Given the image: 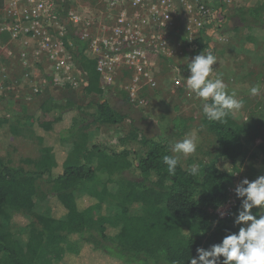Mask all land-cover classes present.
Instances as JSON below:
<instances>
[{
    "label": "trees",
    "instance_id": "16d2710c",
    "mask_svg": "<svg viewBox=\"0 0 264 264\" xmlns=\"http://www.w3.org/2000/svg\"><path fill=\"white\" fill-rule=\"evenodd\" d=\"M231 21L233 26L235 21L240 23L234 30L258 32L264 39V17L259 9L237 8ZM201 34L192 43L196 51L204 52L207 44ZM181 38L188 42L186 36ZM87 47L82 41L74 45L82 83L76 91L64 88L71 94L65 102L57 95L50 96L51 105L46 108V98L39 103L0 93V113L13 112L7 122L32 127L40 153L38 158L22 159L18 164L0 159V218L11 210L33 213L39 196L51 210L49 217L36 215L40 226L11 230L0 222V264H190V259L197 257V248L208 249L239 231L234 220L241 201L236 188L233 193L230 188L233 176L250 158L257 157L250 154L248 136L257 131L263 115L242 123L230 115L225 124L202 115V122L214 134L217 152L212 162L199 164L201 171L195 177L188 171L191 162H181L175 175H169L163 157L172 152L164 136L143 141L147 148L143 158H132L128 150L106 154L99 145L88 144L89 132L96 125H121L125 116L106 91L110 86L102 85L96 59ZM46 79L54 86L52 77ZM43 90L34 92L33 97ZM71 138L81 158L79 165L67 164V155L59 150L60 144ZM220 160L228 164L229 173L218 166ZM260 175H264V160L251 180ZM95 178L103 184L100 199L79 195ZM111 183L118 186V211L111 216L102 210L93 214L99 201L109 196L106 188ZM232 199L226 217L209 213L210 207H225ZM258 211L253 209V214L259 215Z\"/></svg>",
    "mask_w": 264,
    "mask_h": 264
},
{
    "label": "rangeland",
    "instance_id": "374dc122",
    "mask_svg": "<svg viewBox=\"0 0 264 264\" xmlns=\"http://www.w3.org/2000/svg\"><path fill=\"white\" fill-rule=\"evenodd\" d=\"M57 1L61 5L62 14L70 9H77L86 11L98 20L105 16L106 10L102 0ZM198 4H205L210 8L212 16L202 17L197 11L188 13L178 5V16H175L177 34L169 38V45L175 48L176 54L171 59L158 51L150 56V74L157 82V91L150 90L144 84L136 91V98L133 99L131 96L133 81L131 80L137 76L138 72L130 67L121 70L118 73L119 78L106 91L117 109L125 116V120L118 126H93L89 132L91 135L88 144L99 145L106 154L128 150L132 158L139 159L143 158L147 152L143 144L146 139L155 140L159 136H164L171 146L174 142L190 136L198 145L197 152L187 160L182 159L181 162L193 164L212 162L217 152L214 134L202 122L201 100L190 94L186 86V79L190 76L188 63L196 55L211 52L216 56L217 63L213 65L214 71L210 78L215 79L216 76H221L228 90H235L238 94L237 98L244 104L243 109L232 114L233 118L238 123H242L250 117L259 119L263 115V122L259 124L257 131L251 132L248 136L251 142L249 143L250 154L257 157L250 158L242 171L233 176V187L230 188V192L233 193L243 179H252L255 169L264 160V39L258 32L244 28L234 30V27L240 23L235 21L233 26L231 20L237 8H256L264 17V0H198ZM1 24L2 22L0 26ZM65 26L70 28L67 21ZM184 28L185 31H183ZM201 32L204 33L207 44L204 52L196 51L192 43L202 35ZM6 34L0 35V93H6L5 97L33 98L39 103L46 98L45 105L49 108L50 96L57 95L65 102L71 95L68 90L79 89L82 77L76 74L80 83L78 87L74 88L69 84L49 86L48 92L44 89L39 96L33 97L35 93L32 81L35 78L49 77L53 71L44 61H41L43 64L38 63L39 68L34 69V72L28 71V65L20 57L22 46L19 43H4L5 39H9ZM182 36H186L188 42L181 38ZM16 79L20 82L17 83ZM4 80H8L6 83H10L9 86L6 87ZM47 83L49 85V80ZM257 84L260 86V93L257 96H251L249 90ZM12 114L13 112L7 111L0 113V159L5 162L12 160L14 164H18L22 159L38 158L40 153L35 130L30 126H18L14 121L7 122L6 120L10 119ZM74 148L75 139L71 138L62 142L59 150L62 155H67V164L79 165L81 158ZM218 166L230 172L224 160H220ZM102 188L103 184L95 178L84 185L78 194H90L98 201L100 199L98 194ZM106 189L109 196L99 201V206L92 212L95 215L100 210L110 216L111 212L118 211L117 203L120 196L118 186L111 183ZM42 198V196L35 198L36 206L33 213L11 210L0 218V222H4L6 229L11 230L25 229L32 224L40 226L36 215L41 214L46 217L51 215L47 200ZM230 208L231 205H225L219 209L212 206L208 211L213 216L224 218Z\"/></svg>",
    "mask_w": 264,
    "mask_h": 264
},
{
    "label": "built area",
    "instance_id": "2783aa9c",
    "mask_svg": "<svg viewBox=\"0 0 264 264\" xmlns=\"http://www.w3.org/2000/svg\"><path fill=\"white\" fill-rule=\"evenodd\" d=\"M2 1L0 35L7 33L10 43L22 46L20 57L28 71L34 72L44 61L53 71L49 76L53 85L78 87L76 74L82 76L73 48L77 41H82L88 46L89 55L96 59L103 85H113L125 67L138 72L131 80L133 99L144 84L150 90L157 89L150 74L152 53L158 51L170 58L176 54L169 38L177 34V6L188 13L197 11L202 17L212 16L211 9L198 4V0H103L106 12L99 20L77 9L62 14L57 0ZM65 21L83 31L72 35ZM42 79L32 81L35 93L49 86L48 79ZM232 203L233 199L227 205L232 207Z\"/></svg>",
    "mask_w": 264,
    "mask_h": 264
},
{
    "label": "clouds",
    "instance_id": "9594fccd",
    "mask_svg": "<svg viewBox=\"0 0 264 264\" xmlns=\"http://www.w3.org/2000/svg\"><path fill=\"white\" fill-rule=\"evenodd\" d=\"M217 63L211 52L196 55L187 68L190 76L186 86L190 94L201 100L203 116L211 122L227 123V118L243 109L244 104L237 98L235 90L229 91L221 76L210 78ZM158 88V87H157ZM260 86L254 85L249 94L257 96ZM193 138L185 137L171 145L172 155H165L163 163L169 175H175L181 160H187L197 152ZM192 176L199 175L201 166L194 163L188 169ZM240 199V209L234 220L239 231L226 235L218 244L210 248H197V257L190 264H264V175L254 180L243 179L235 189ZM258 209V214H253Z\"/></svg>",
    "mask_w": 264,
    "mask_h": 264
},
{
    "label": "crops",
    "instance_id": "0c3cea01",
    "mask_svg": "<svg viewBox=\"0 0 264 264\" xmlns=\"http://www.w3.org/2000/svg\"><path fill=\"white\" fill-rule=\"evenodd\" d=\"M102 2H103V5H104V7H105V3H104V1L102 0ZM70 25V24H69ZM71 31H69L72 35H74L73 33H77V34H79L80 35V33L83 31V28H81V27H72L71 25H70V28H69ZM87 51V50H86Z\"/></svg>",
    "mask_w": 264,
    "mask_h": 264
}]
</instances>
